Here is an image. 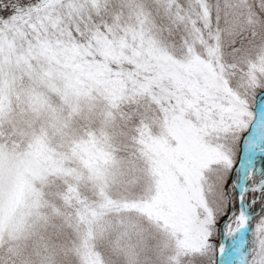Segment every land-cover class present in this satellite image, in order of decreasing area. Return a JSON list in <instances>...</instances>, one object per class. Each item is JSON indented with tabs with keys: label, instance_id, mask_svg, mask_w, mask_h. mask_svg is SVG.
I'll list each match as a JSON object with an SVG mask.
<instances>
[{
	"label": "snow or ice",
	"instance_id": "1",
	"mask_svg": "<svg viewBox=\"0 0 264 264\" xmlns=\"http://www.w3.org/2000/svg\"><path fill=\"white\" fill-rule=\"evenodd\" d=\"M0 264H264V0H0Z\"/></svg>",
	"mask_w": 264,
	"mask_h": 264
}]
</instances>
